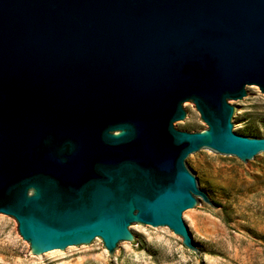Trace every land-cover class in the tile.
Wrapping results in <instances>:
<instances>
[{"label": "water", "instance_id": "water-1", "mask_svg": "<svg viewBox=\"0 0 264 264\" xmlns=\"http://www.w3.org/2000/svg\"><path fill=\"white\" fill-rule=\"evenodd\" d=\"M264 94V0H0V216L42 263L104 243L164 257L136 227L213 247L189 214L213 203L189 155L255 166L240 134ZM195 103L208 125L183 130Z\"/></svg>", "mask_w": 264, "mask_h": 264}, {"label": "rangeland", "instance_id": "rangeland-1", "mask_svg": "<svg viewBox=\"0 0 264 264\" xmlns=\"http://www.w3.org/2000/svg\"><path fill=\"white\" fill-rule=\"evenodd\" d=\"M245 109L243 118L252 122L240 133L264 137V94ZM180 126L200 131L208 125L201 119L195 103L185 109ZM205 187L213 192V203L200 214H189L196 235L213 247L204 258L183 243L170 228L161 233L156 227H136L165 258L163 263L147 244H130L116 258L104 243L86 251L78 246L69 254L42 263L33 256L30 243L23 239L15 218L0 216V264H264V158L251 166L236 158H218L199 153L189 155Z\"/></svg>", "mask_w": 264, "mask_h": 264}]
</instances>
